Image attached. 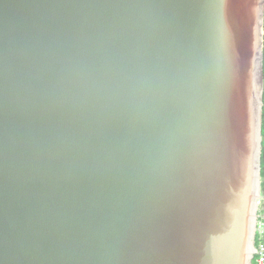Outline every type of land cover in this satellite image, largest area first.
<instances>
[{
  "label": "water",
  "instance_id": "1",
  "mask_svg": "<svg viewBox=\"0 0 264 264\" xmlns=\"http://www.w3.org/2000/svg\"><path fill=\"white\" fill-rule=\"evenodd\" d=\"M264 0H0V264H251Z\"/></svg>",
  "mask_w": 264,
  "mask_h": 264
},
{
  "label": "trees",
  "instance_id": "2",
  "mask_svg": "<svg viewBox=\"0 0 264 264\" xmlns=\"http://www.w3.org/2000/svg\"><path fill=\"white\" fill-rule=\"evenodd\" d=\"M264 17V16H263ZM262 119H261V154H260V193L264 194V21H263V92H262ZM255 247L257 250L262 249L264 256V231L262 234L256 233ZM259 254H255L251 264H256Z\"/></svg>",
  "mask_w": 264,
  "mask_h": 264
},
{
  "label": "built area",
  "instance_id": "3",
  "mask_svg": "<svg viewBox=\"0 0 264 264\" xmlns=\"http://www.w3.org/2000/svg\"><path fill=\"white\" fill-rule=\"evenodd\" d=\"M257 206V220H256V233L262 234L264 231V194H259L256 199ZM259 257L256 259V264H264V256L262 249L257 250Z\"/></svg>",
  "mask_w": 264,
  "mask_h": 264
}]
</instances>
